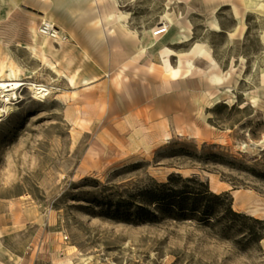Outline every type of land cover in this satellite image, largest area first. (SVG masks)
<instances>
[{"label": "rangeland", "instance_id": "obj_1", "mask_svg": "<svg viewBox=\"0 0 264 264\" xmlns=\"http://www.w3.org/2000/svg\"><path fill=\"white\" fill-rule=\"evenodd\" d=\"M263 4L0 0V62L48 89L0 117V264H264ZM42 20L71 41L32 52ZM192 41L208 54L169 55L170 78L157 53ZM171 173L221 194L198 202L209 218L142 202Z\"/></svg>", "mask_w": 264, "mask_h": 264}, {"label": "bare ground", "instance_id": "obj_2", "mask_svg": "<svg viewBox=\"0 0 264 264\" xmlns=\"http://www.w3.org/2000/svg\"><path fill=\"white\" fill-rule=\"evenodd\" d=\"M263 6H264V4H263ZM112 16H113V13L106 15L105 20L109 21L112 18ZM212 28L216 29L218 27L216 25H213ZM30 33H31V37L33 40V45L29 46L30 50L32 52L35 50V47H36L35 45L37 43L36 42L37 37H41V41L39 44L42 47V49H44L46 39H48L49 37L40 32L39 26H37V28H36L34 21L32 22V24L30 26ZM109 33L110 34L114 33V29L112 27L109 28ZM100 34L101 33L98 30L97 35H100ZM187 39H189V37H187ZM66 40H67L66 42L71 41V39H66ZM204 47H206V45L204 43L195 42L190 50L179 52V53H176L175 51L171 50L170 48L164 47L157 53V55H158V58H159L161 64H163V67L165 68V70L169 74L170 78L174 79V78H177L179 76L183 64H182V61L180 59L178 66H172L168 60V56L169 55H178L180 58H182L183 56L190 55L191 57H194V56L199 55V53H201L203 51ZM186 64H187L186 68L188 71L190 69V66H191L190 61L187 60ZM22 75H23L22 69L19 66H17L11 58L6 63L0 62V102H1V104H0V117L3 116L4 114H8L11 111H13L14 106L12 105V103L18 99L17 91L20 88H22L24 86H28L33 92V97L36 99L43 98L48 93V89H46L40 85H36L33 82L26 80L24 77H22ZM96 78L97 77H83L81 79V82L84 84H89V83L95 81ZM68 79L70 80V82L72 84L75 83L74 77H68ZM211 98H214L215 102L219 101L216 94L211 95ZM212 179L213 178H211V181H212ZM236 198H239V197L236 196Z\"/></svg>", "mask_w": 264, "mask_h": 264}, {"label": "trees", "instance_id": "obj_3", "mask_svg": "<svg viewBox=\"0 0 264 264\" xmlns=\"http://www.w3.org/2000/svg\"><path fill=\"white\" fill-rule=\"evenodd\" d=\"M191 179H196L193 177L182 178L178 174L171 173L168 176L166 182L158 183L155 188H146L140 193V197L143 203L153 204L156 206L159 211L177 216L185 217L192 211H199L204 218H209L212 214V210L208 209H199L198 202L203 199L206 195L211 196L214 199H218L221 194L214 193L209 190L202 192L184 190V189H173L168 187L175 180L189 181ZM200 184H202L200 182ZM153 214V212H151ZM234 213V212H233ZM120 213L116 212L114 216L118 217ZM255 221L263 220L254 219ZM264 223V222H263Z\"/></svg>", "mask_w": 264, "mask_h": 264}, {"label": "built area", "instance_id": "obj_4", "mask_svg": "<svg viewBox=\"0 0 264 264\" xmlns=\"http://www.w3.org/2000/svg\"><path fill=\"white\" fill-rule=\"evenodd\" d=\"M40 32L42 34H45L49 37V39H52L53 41H67L66 39H69L66 34H64L56 25H54L52 22L47 20H42L39 24ZM167 31V27L162 24L156 27L154 34H162Z\"/></svg>", "mask_w": 264, "mask_h": 264}, {"label": "crops", "instance_id": "obj_5", "mask_svg": "<svg viewBox=\"0 0 264 264\" xmlns=\"http://www.w3.org/2000/svg\"><path fill=\"white\" fill-rule=\"evenodd\" d=\"M190 32H191V31H190ZM186 34H189L187 28H184L183 31H179V32L177 33V38H178V40H182V37L186 36ZM187 36H189V39H188V40H192V39H193V36H191V35H187ZM178 40H177V41H174V42H175V43H176V42H179ZM174 42H173V43H174ZM194 43H195V42L192 41V42L190 43V46H187V48H185L186 50H184V51H188V50H190ZM208 52H209V51L206 50V47H204L203 51H202L201 53H199V55H197V56H195V57L202 56V54H208Z\"/></svg>", "mask_w": 264, "mask_h": 264}]
</instances>
